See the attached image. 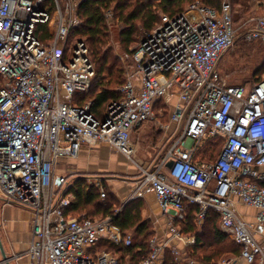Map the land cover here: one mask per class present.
Masks as SVG:
<instances>
[{"label":"built area","instance_id":"obj_1","mask_svg":"<svg viewBox=\"0 0 264 264\" xmlns=\"http://www.w3.org/2000/svg\"><path fill=\"white\" fill-rule=\"evenodd\" d=\"M83 1L0 0V199L32 214L26 253L38 264H120L113 252L94 247L100 239L131 244L132 234L114 222L121 207L104 218L66 214L74 182L57 168L61 158H77L83 146L107 145L131 159L132 131L161 99L173 106L166 130L177 124L176 134L183 125L152 167L136 163L141 173L122 202L153 190L166 220L164 238L150 239V252L139 264H163L165 249L180 255V244L196 243L197 236L178 224L186 204L199 208V226L210 210L218 211L221 229L242 247L239 259L257 264L259 256L264 264V77L229 84L218 70L240 35L264 43V15L236 26L232 0L221 10L196 0L178 14H162L140 38L121 97L100 118L92 101L76 102L96 77L86 41L72 35L82 24ZM105 16L111 18L112 10ZM219 136L217 156L200 160L203 143ZM94 184L104 199V179L96 176ZM240 204L257 209L252 220Z\"/></svg>","mask_w":264,"mask_h":264},{"label":"trees","instance_id":"obj_2","mask_svg":"<svg viewBox=\"0 0 264 264\" xmlns=\"http://www.w3.org/2000/svg\"><path fill=\"white\" fill-rule=\"evenodd\" d=\"M196 0H85L79 7V16L82 19V24L72 31L73 36L85 39L89 44L90 52L94 62L98 64V72H96L95 82L89 92H84L78 95L76 102L79 104L92 101V111L100 118L104 116L108 105L114 100L121 97L119 91L120 86L126 82L124 78V69L116 67V61L113 59L110 49L107 46L110 24L114 20L121 21L125 24L122 30V39L127 43H132L136 39V34L139 26L143 30L150 31L154 26L161 21L162 14L175 15L182 12L187 5ZM225 0H201V2L210 5L218 10H221ZM187 3V4H186ZM186 4V5H185ZM232 4L240 6L241 12L248 10V0H232ZM112 10L113 16L106 17L105 11ZM243 38L240 35L238 38ZM237 38V40H238ZM245 41V40H244ZM131 53H134L133 51ZM226 53V52H225ZM264 66H258L257 70ZM117 73L115 74V69ZM108 72L110 79L109 83L118 81L117 86H108L103 84L101 80L105 77V72ZM264 73L256 77V81L262 79ZM115 80L113 77H115ZM254 83V82H253ZM163 106L167 111L168 107L161 99L155 104ZM222 137L208 138L198 151L200 160L214 159L220 146L222 145ZM160 158V155L157 157ZM107 196L102 199L100 191L95 184L87 183L83 177H78L70 187V191L75 194L71 206L65 210L66 214L85 216L91 213H100L98 218H104L109 215H114L116 208L121 207L120 211L114 216V222L119 226L126 228H135V236H133L130 245L116 244L106 239H100L94 247L95 250L100 247L113 252L118 256L120 264H126L127 260L131 264H139L143 257H146L150 252V239L156 234L155 224L152 220L143 218L142 208L144 198L139 197L130 200L124 206L122 201L118 203L115 200H107L110 192L106 186ZM114 195V194H113ZM106 200V201H105ZM108 201V202H107ZM199 208L195 205L186 204V215L178 224L182 226L185 233L195 234L197 241L194 245L188 246L186 251L191 255H196L203 248H212L210 252L199 258L201 263L210 264L213 258L220 256L225 251H232L237 256L241 252V245L230 239L229 235L221 229L220 213L216 210H210L204 224L199 226L196 221V215ZM95 218V217H93ZM210 226L211 231L207 230L208 236H211L212 243L207 244L204 237V228ZM202 228V229H201ZM206 245L208 247H206ZM215 247H212L214 246ZM195 259V258H193ZM198 260V259H195ZM163 264H179L175 260V254L170 248L165 249Z\"/></svg>","mask_w":264,"mask_h":264},{"label":"rangeland","instance_id":"obj_3","mask_svg":"<svg viewBox=\"0 0 264 264\" xmlns=\"http://www.w3.org/2000/svg\"><path fill=\"white\" fill-rule=\"evenodd\" d=\"M260 15H264V0H248V10L243 13L240 10V6L234 4L233 17L236 26H240L241 24L246 22L249 18H254ZM124 28H125V24L121 21L114 20L113 22H111L110 34H109L107 46L110 49V53L113 59L116 61V67H121L124 69L125 71L124 78H125V76H127V74L134 68L133 56L134 53L136 52V48L140 41V38L146 32V30H143L142 27L139 26L138 27L139 30L136 34V39L132 43H127L125 40L122 39L121 36L122 30ZM87 45L89 48L88 43ZM132 51L134 53H131ZM89 52H90V48H89ZM90 56L91 59L93 60L91 52H90ZM94 65L96 72H98V64L94 62ZM261 65L264 66V43H262L261 41H248L245 38L242 39L240 37L238 38V40H236L235 45L229 50H227L226 53L223 54L218 64V70L220 71L222 77L229 84L250 85L256 81L257 76L259 75L261 76L264 73V67H261L257 70V67ZM116 73H117V68L115 69V74ZM104 74L105 77L101 79L103 81V84L108 86H117L119 84L118 81H114L112 83L108 82L110 76H108L107 70ZM113 78L115 80L116 76ZM166 106L168 107L167 111L163 106L158 105L154 109V114L148 120L142 122L140 125L136 126L133 129L130 143L134 148V154L131 159H126L130 166L132 167L136 166L138 168L137 164H139V165H144L146 167H152L155 161L158 159L157 157L159 155H162L167 150V148L170 146L172 142V139L176 138L177 133L181 131L180 127H182L183 124L179 125V130L175 134L177 124L172 123L170 125V128H173L174 132H171L169 137H167L166 133L168 130H166V127L168 124H170L171 121L170 117H171V112L173 111V106L172 104L170 105L166 104ZM81 158L88 159V157L85 158L83 156ZM120 160H122V158L119 157L118 160L115 162L116 166L111 167L107 171L105 170L93 171L90 169L80 170L79 169L80 158H79L70 164L64 163L58 166L57 174L66 175L68 179L72 182H74L78 177H83L86 179L87 183L89 184H94L96 176H100L104 179L108 191L110 192V196L107 197L108 198L107 200H115L118 201V203H120L121 201L120 198L116 196V193L108 185V184L120 185L121 181H123L127 176L126 172H124L127 166H125L124 164L119 165ZM140 173L141 172L137 170L136 174L139 175ZM112 187L116 190L118 189L116 186H112ZM85 216L96 218L100 216V213H91ZM162 227L164 229V224ZM162 227L159 228L158 226V228H156L155 226V232L156 234H158V236L159 234L165 236L166 230H162ZM210 228H211L210 226L206 225V227L204 228L205 235L207 234L206 233L207 230L211 231ZM128 232L132 234V237L135 236L136 234L134 227L130 228ZM204 239L206 240V243L208 245L211 244L213 241L211 240V236L208 235H206ZM180 246L183 248V253H180V255H175V260L177 256V259L179 260L178 261L179 264H187L188 262L191 263L190 259L193 258L198 259V260L194 259V261H196L195 264L197 263L203 264L201 263V261H199L200 260L199 258L204 256V254L210 252V249H212L211 247L209 248L206 245V247L208 248L200 249V252L198 251L196 255L192 256L190 252L186 251L187 248H185V246L181 244ZM212 247H215V245ZM97 250L98 251L106 250V248L100 247L97 248ZM230 258L237 259L235 264H245L243 260L239 259V256H237L235 253H232V251H228V250L223 252L220 256L213 258L210 264H219L220 261ZM255 261L258 264L259 256L256 257ZM126 264H131V262L127 260Z\"/></svg>","mask_w":264,"mask_h":264},{"label":"crops","instance_id":"obj_4","mask_svg":"<svg viewBox=\"0 0 264 264\" xmlns=\"http://www.w3.org/2000/svg\"><path fill=\"white\" fill-rule=\"evenodd\" d=\"M171 129L167 131V137H169ZM82 156L85 158L88 157V159H83L81 158ZM119 157L122 158L119 165L124 164L127 166L124 170L127 176L123 181H121L120 185H108L116 193V196L124 202L129 198V195L134 189V180L136 178L135 176L137 175L136 173L138 168L136 166H130L126 160L128 159L127 156L122 152L103 144L95 145L89 148L87 146H83L77 158L63 157L61 158L59 166L64 163L70 164L80 158V170L90 169L93 171H107L111 167L116 166L115 162ZM112 186H116L118 189L116 190ZM143 198L144 205L142 208V216L146 219L152 220L156 228H158V226L161 228L164 224V229L162 227V230H165L166 220L158 203L155 192L153 190H147ZM238 210L241 211L244 218L248 220H252L257 213L256 208L244 204L238 205ZM31 220L32 214L28 209L18 204L4 203L3 200L0 199V236L2 238L4 248L8 256H10L11 264H38L36 260L31 258V256L26 253L32 238ZM127 230H129V228H127ZM159 238L162 240L164 236L159 234ZM0 264H5L3 262L1 251Z\"/></svg>","mask_w":264,"mask_h":264},{"label":"water","instance_id":"obj_5","mask_svg":"<svg viewBox=\"0 0 264 264\" xmlns=\"http://www.w3.org/2000/svg\"><path fill=\"white\" fill-rule=\"evenodd\" d=\"M172 164H173V161H169L167 163V165L169 167H171ZM0 251H1V254H2V257H3V262L5 264H11V262H10V256H8V254H7V252H6L5 248H4V245H3V241H2L1 236H0Z\"/></svg>","mask_w":264,"mask_h":264}]
</instances>
